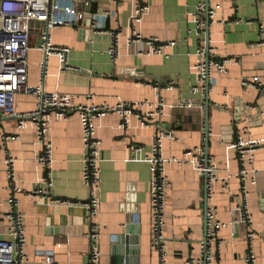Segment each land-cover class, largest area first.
Instances as JSON below:
<instances>
[{
	"label": "crops",
	"instance_id": "1",
	"mask_svg": "<svg viewBox=\"0 0 264 264\" xmlns=\"http://www.w3.org/2000/svg\"><path fill=\"white\" fill-rule=\"evenodd\" d=\"M197 5L198 0H151L148 13L136 22L131 19L133 0H93L81 9L87 13L116 11L115 18H108L106 30L91 31L82 24L50 29L52 42L69 46V63L80 70L60 71L57 56L49 57L44 82L48 91L72 94L76 103L112 104L118 99L156 102L160 96L167 104L164 114L150 126H143L135 115L128 125L121 126L122 118L117 113H109L99 121L101 207L96 219L101 224V264H114L112 248L121 242L126 246L127 240L120 236L127 230L130 237L138 238L137 243L129 240L128 246L138 248L139 264H159V254L151 244V170L146 158L160 131L174 136L162 139L165 157L180 158L205 142L207 94L204 97L202 92L194 91L198 84L195 67L200 60ZM210 6L216 9L209 24L210 45L219 57L230 58L226 72L212 71L214 82L209 91V154L220 169L229 170L219 172L220 177L229 176L227 187L214 183L208 202L217 207L218 218L226 223L219 232L223 245L216 264H247L248 226L238 220L234 197L241 185L239 160L237 151L227 150L226 146L234 138L233 123L239 112L238 127L248 131L245 139H264V84L260 89L243 84V80L251 81L256 76L264 80V0H210ZM112 32L118 33L114 58L108 52ZM137 33L142 40L132 41ZM151 36L175 40L176 44L166 54L151 53L146 43ZM38 40L32 32L28 50L30 86L41 83L39 63L43 52L36 47ZM35 106L33 95L17 94V110L29 111ZM5 135L17 137L5 141ZM47 138L53 143L54 157L51 195L87 200L78 114L63 120L52 118ZM42 150L31 123L19 129L16 118H1L0 235L6 231L11 187L17 185L22 189L16 196L27 235L24 264H45L43 252L51 253L58 264H86L90 243L84 209L47 205L33 194L45 173L35 160ZM8 158L15 161L8 164ZM253 167L258 172L256 183L248 187L252 228L256 232L252 249L257 254L254 264H264V145L255 152ZM9 168L13 169V179L8 177ZM166 174L165 264H187L191 256H199V241L205 231L206 176L190 164L177 162L166 165Z\"/></svg>",
	"mask_w": 264,
	"mask_h": 264
},
{
	"label": "built area",
	"instance_id": "2",
	"mask_svg": "<svg viewBox=\"0 0 264 264\" xmlns=\"http://www.w3.org/2000/svg\"><path fill=\"white\" fill-rule=\"evenodd\" d=\"M119 3L124 0H112ZM93 0H0V120L3 117L17 119V127L23 129L31 123L35 128L37 141L42 144V153L35 159L44 169L34 195L45 200L47 205L80 206L85 211L89 224L87 237L90 248L86 264H101V224L97 221L100 213L101 198L99 195L101 182V158L99 156L101 140L98 137L99 121L109 113H117L121 118V126L128 125L130 117L135 115L143 126L153 124L158 116L164 114L167 104L159 96L156 102L149 100L125 101L118 99L115 103H76L74 95L59 91H48L45 87L47 63L51 56H57L60 71H79L80 68L69 63L71 48L67 45H57L51 40L50 29L59 26L86 25L93 31L107 29L108 18H115L114 9L87 13L81 9L83 4ZM151 0H133L132 20L140 22L148 13ZM216 9L210 6V0H198L195 13V22L199 34L198 54L200 60L196 65L198 84L194 91H200L206 96L207 83L209 88L214 82L212 71H227V62L230 58L219 57L216 49L210 45L208 27L215 17ZM36 32L38 42L36 47L42 50L43 59L39 63L41 83L37 86L28 84V50L31 48V33ZM113 42L108 52L112 58L117 54L118 33L112 32ZM132 41L142 40L136 34ZM149 52L166 54V50L175 46V40L164 41L157 36L146 39ZM244 85L260 89L264 80L256 76L253 80H243ZM26 92L36 98V106L29 111H19L16 108V96ZM91 98V97H90ZM188 106L192 103L188 102ZM172 107V106H171ZM143 108L145 110H143ZM142 110V111H141ZM78 114L84 144L82 178L89 190V197L84 201H75L51 195L53 179L51 165L54 162L53 143L47 138L49 124L52 118L67 119L72 114ZM237 118V119H236ZM234 119V138L227 144L226 149H235L239 160L240 190L234 194L237 200L236 209L239 213L238 220L248 227L247 239L249 249L246 254L247 264H254L257 254L252 249V241L256 236L252 228V215L248 205L249 185L256 183L258 170L253 167L255 152L264 145V139H245L247 128L238 127V117ZM17 135H5L3 139L9 140ZM174 137L171 132L160 131L154 137L151 154L146 158L150 163V204H151V244L159 254V264L166 262V237H165V208L166 189L168 186L166 165L171 162L190 164L191 167L206 176V208L205 231L199 241V256H191L187 264H216L223 241L219 236L220 230L226 223L218 218V209L209 204L213 191V184L220 182L224 188L228 182L226 177H220V169L213 157L207 153L204 144L195 149L187 150L180 158L165 157L162 152V139ZM14 158H8L7 163L12 164ZM8 177L14 178L13 169L9 168ZM22 189L12 185L8 198L9 211L7 212V226L5 235H0V264H24L25 245L27 240L24 215L18 209L17 193ZM45 264H58L51 253H41Z\"/></svg>",
	"mask_w": 264,
	"mask_h": 264
},
{
	"label": "water",
	"instance_id": "3",
	"mask_svg": "<svg viewBox=\"0 0 264 264\" xmlns=\"http://www.w3.org/2000/svg\"><path fill=\"white\" fill-rule=\"evenodd\" d=\"M93 31V30H91ZM208 34H209V27H208ZM209 83H207V88H206V93H207V100L205 102V108H206V126H205V136H206V142H205V147H206V151L207 153H209L208 150V137H209V126H208V110H209ZM241 113L239 112L237 117H240ZM207 206V204H206ZM130 230H127L124 234H122V236H120L121 238H123L124 240H127L126 242V246L124 247L121 243H117L113 248H112V262L114 264H139V259H138V248L136 246L134 247H130L128 246V241H136V243L138 242V238L137 237H130ZM117 237V236H116ZM135 243V242H134Z\"/></svg>",
	"mask_w": 264,
	"mask_h": 264
}]
</instances>
